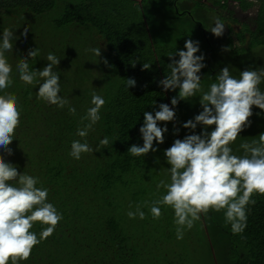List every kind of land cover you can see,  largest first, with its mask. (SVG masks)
Returning <instances> with one entry per match:
<instances>
[{
    "label": "trees",
    "instance_id": "16d2710c",
    "mask_svg": "<svg viewBox=\"0 0 264 264\" xmlns=\"http://www.w3.org/2000/svg\"><path fill=\"white\" fill-rule=\"evenodd\" d=\"M130 1L135 9L126 14L123 0H0V35L5 28L14 34L13 52L6 53L13 83L0 95L14 94L21 112L9 146L12 155L3 149L0 155L22 174L38 177L36 186L48 189L47 202L62 215L54 233L20 264L176 263L165 253L164 240L157 238L156 225L145 229L147 217L132 220L126 211L129 187L143 180L146 170V155L133 157L127 149L143 145L139 133L143 113L154 114L161 103L172 107L171 98L178 92L164 91L158 85L169 74L165 65L170 61L156 59L141 0ZM173 8L177 12L175 5ZM132 14L138 20H132ZM25 27L29 28L27 38L21 36ZM263 29L259 26L253 38L264 34ZM256 45L264 46V39ZM229 46L231 50L232 42ZM97 47L99 57L90 51ZM32 48L39 49V55L29 61L30 70H42L50 52L60 59L53 70L60 76L59 95L69 100L64 108L37 100L39 85L20 81L16 65L22 57L31 59L27 53ZM220 50L219 58L223 55ZM105 59L108 65L103 63ZM143 63H150V69L142 70ZM127 78H134V87L127 88ZM259 87L264 91V81ZM94 93L105 100L101 119L81 138L76 135L83 127L80 118L93 106ZM69 107L76 109L75 115L69 113ZM104 137L109 138V145L97 148ZM74 140L86 141L94 151L82 154L79 160L72 158L69 152ZM252 199L256 202L247 208L242 234H232L230 225L218 228L225 233L217 239L223 241L218 246L224 253L221 264H264V195ZM31 231L39 237L41 224L35 223Z\"/></svg>",
    "mask_w": 264,
    "mask_h": 264
},
{
    "label": "clouds",
    "instance_id": "9594fccd",
    "mask_svg": "<svg viewBox=\"0 0 264 264\" xmlns=\"http://www.w3.org/2000/svg\"><path fill=\"white\" fill-rule=\"evenodd\" d=\"M214 26L210 32L215 37L224 33L225 24L219 17H214ZM29 28L25 27L21 36L27 38ZM13 31L9 28L0 35V92L10 87L12 66L8 63L6 53L13 52ZM19 39V37H15ZM185 50H179L168 55L169 74L158 82L164 91H175L177 95L171 98V105L161 103L159 110L143 113V125L139 128L143 145H131L127 152L133 157H143L153 147L164 143L167 127L158 126V122L175 120V106L179 101H187L201 91V77L198 73L205 67L204 56L196 55L199 42L188 39L184 43ZM228 51V48H224ZM90 51L101 56L100 47ZM39 55V49H29L27 57L20 58L16 65L20 81L25 85L38 84L36 99L50 105L64 108L69 100L59 95L60 76L53 70L60 59L53 53H48V63L42 70H30L29 61ZM178 56L179 59H175ZM108 65L107 60L103 61ZM135 67L136 62L131 63ZM110 66V65H109ZM150 63H143L142 70L150 69ZM43 81L39 83V81ZM264 81V68L259 70L246 69L233 77L228 66L223 67L215 76V82L209 90L199 96L202 111L193 119L183 123L182 127L192 131L183 139H176L164 151L166 163L169 165V181L161 179L157 190H165L158 199L137 204L135 211H128L127 216L143 220L146 214L142 207H149L154 220L162 215L161 207L173 210V222L177 240L184 237L185 230H191L201 215L209 211L222 212L224 222L230 225L232 234H242L247 226V208L255 204L254 195H264V132L258 134V139L250 143H242L243 156L233 154V144L239 134L250 126L253 106L264 112V91L260 85ZM134 78H127V88L134 87ZM92 107L80 118L82 128L76 135L84 138L93 126L101 119L100 110L105 100L95 93L91 98ZM155 104V101L152 103ZM75 115L74 107L68 108ZM20 108L17 97L12 93L0 95V149L7 155H12L9 147L14 140L16 129L20 125ZM260 115V113H257ZM87 121V123H84ZM202 126L199 134L195 133L197 126ZM214 128L209 132L206 129ZM179 129L174 128V134ZM110 140L104 137L99 145L107 148ZM94 149L85 141L74 140L71 143L69 155L79 160L84 153H92ZM38 177L22 174L13 164L6 162L0 155V264H20L31 257L33 248L51 236L62 215L52 203L47 202L48 189L37 187ZM132 208V205H129ZM35 223L42 226L39 237L31 231Z\"/></svg>",
    "mask_w": 264,
    "mask_h": 264
},
{
    "label": "rangeland",
    "instance_id": "374dc122",
    "mask_svg": "<svg viewBox=\"0 0 264 264\" xmlns=\"http://www.w3.org/2000/svg\"><path fill=\"white\" fill-rule=\"evenodd\" d=\"M69 1L74 2L75 0ZM123 1L126 6L125 13H129L131 9L134 12L136 4L130 0ZM259 2V5H261L259 26L264 28V0H259ZM141 4L144 8L145 29L155 46L157 60L160 57L163 60L166 58L170 61L168 55L179 50H185V41L191 39L199 42V51L196 55L203 54L205 67L198 73L201 77V91L197 92L196 96L190 100L178 102L174 109L176 114L174 121L158 125L160 127L166 126L168 129L164 134V143L156 144L154 141L153 147L157 151H150L146 154L145 177L143 180L140 179L138 183L131 185L128 194H126L128 204L132 205L131 209L128 207L127 212L130 210L135 211L136 205L143 204L144 201H148L150 205L151 201L165 194L163 188L158 191L156 187L161 179L166 182L170 180L169 165L166 163L164 151L172 145L174 140L183 139L185 135L192 134L191 130L183 128L182 125L202 111L199 96L209 90L220 70L228 66L230 74L235 78H239L240 72L246 69L259 70L264 68V46L256 45L257 41L264 39V34H258V37L254 38L252 36L250 43L248 40L244 45L236 44L234 46V49H236L235 54L233 55L229 49V44L231 39L232 42L234 39L226 37L222 40L221 36L215 37L210 32L214 26L212 15L204 7L200 8L199 3L196 4V0H141ZM174 4L177 5V12L174 11ZM187 10H189V13L178 14ZM130 18L138 20L133 14L130 15ZM240 35L242 36V31ZM210 47H213L211 52L212 48L210 49ZM217 47L221 49L220 52L223 51L221 58L217 56ZM224 48L229 50L224 51ZM175 59L178 60L179 57L175 56ZM167 65H165L166 68ZM252 112L253 115L249 118L251 121L250 126L246 127L239 134L236 141L230 145L234 155L243 156L244 150L240 148V145L258 139V134L264 132V112H261L255 106H253ZM257 113H260V115H257ZM174 128L179 129L177 134H174ZM213 128L214 126H210L206 131L210 132ZM201 131L202 126L198 125L195 133L199 134ZM134 192L139 195L136 196ZM141 210L145 212L147 217L145 229H152L156 225V228L159 229L157 238L164 240L166 243L164 251L172 262H176L174 264H215V262L221 264L224 261L223 249L218 247L223 241L221 240L220 243L217 240L225 237V233L218 228H228V225L224 222L223 211L219 213L209 211L207 215L202 214L201 219L195 222L191 230H185L183 239L177 240L176 226L173 222L174 213L171 208L161 207L162 215L156 220L152 218L149 207H142ZM148 233L151 234V231H148ZM152 236L148 237L152 238Z\"/></svg>",
    "mask_w": 264,
    "mask_h": 264
},
{
    "label": "flooded vegetation",
    "instance_id": "af4514ba",
    "mask_svg": "<svg viewBox=\"0 0 264 264\" xmlns=\"http://www.w3.org/2000/svg\"><path fill=\"white\" fill-rule=\"evenodd\" d=\"M200 7H206L211 18L219 17L225 24L222 40L233 38V53L236 44H246L259 28L261 5L259 0H196ZM250 3L249 7H245ZM189 13V12H188ZM208 18V17H207ZM210 18V17H209ZM214 22V19H213ZM242 31V36L240 32ZM241 36V37H239Z\"/></svg>",
    "mask_w": 264,
    "mask_h": 264
},
{
    "label": "crops",
    "instance_id": "0c3cea01",
    "mask_svg": "<svg viewBox=\"0 0 264 264\" xmlns=\"http://www.w3.org/2000/svg\"><path fill=\"white\" fill-rule=\"evenodd\" d=\"M174 5L177 7V5H176V4H174ZM260 18H261V16H260ZM260 21H261V20L259 19V23H260Z\"/></svg>",
    "mask_w": 264,
    "mask_h": 264
}]
</instances>
